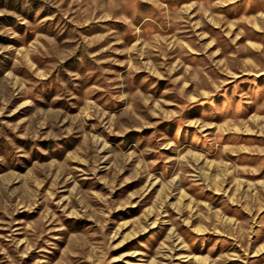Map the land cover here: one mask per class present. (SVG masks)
I'll use <instances>...</instances> for the list:
<instances>
[{
  "label": "rangeland",
  "instance_id": "obj_1",
  "mask_svg": "<svg viewBox=\"0 0 264 264\" xmlns=\"http://www.w3.org/2000/svg\"><path fill=\"white\" fill-rule=\"evenodd\" d=\"M0 264H264V0H0Z\"/></svg>",
  "mask_w": 264,
  "mask_h": 264
}]
</instances>
